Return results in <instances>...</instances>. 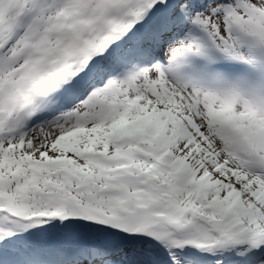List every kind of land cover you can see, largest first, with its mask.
<instances>
[{
  "label": "snow or ice",
  "instance_id": "snow-or-ice-1",
  "mask_svg": "<svg viewBox=\"0 0 264 264\" xmlns=\"http://www.w3.org/2000/svg\"><path fill=\"white\" fill-rule=\"evenodd\" d=\"M0 264H264V0H0Z\"/></svg>",
  "mask_w": 264,
  "mask_h": 264
}]
</instances>
